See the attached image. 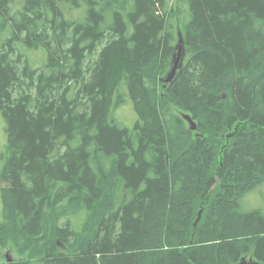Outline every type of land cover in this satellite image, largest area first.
Returning <instances> with one entry per match:
<instances>
[{
	"label": "trees",
	"instance_id": "16d2710c",
	"mask_svg": "<svg viewBox=\"0 0 264 264\" xmlns=\"http://www.w3.org/2000/svg\"><path fill=\"white\" fill-rule=\"evenodd\" d=\"M12 3L0 264H264V212L240 208L264 182V0ZM175 27L185 57L164 85Z\"/></svg>",
	"mask_w": 264,
	"mask_h": 264
},
{
	"label": "rangeland",
	"instance_id": "374dc122",
	"mask_svg": "<svg viewBox=\"0 0 264 264\" xmlns=\"http://www.w3.org/2000/svg\"><path fill=\"white\" fill-rule=\"evenodd\" d=\"M14 3L11 4V10L12 13L18 10L19 7H21V0H13ZM167 3L169 6H174L175 0H167ZM184 7V6H183ZM74 14H78V11H75ZM176 29L175 27L174 32H175V39H177L176 35ZM181 30V29H180ZM10 27L6 26L4 30L0 32V43L2 40L9 34ZM181 32V31H180ZM1 50V48H0ZM20 51H23V48H20ZM178 50L174 51V56H177ZM24 53L26 56L29 58V62L34 66V67H40L42 66L45 61H46V53L42 49L40 50H31V49H24ZM184 57H185V51H183ZM172 58V60H173ZM184 60V59H183ZM173 61H171V64L169 66H172ZM169 71V70H168ZM167 71V72H168ZM163 78V77H162ZM114 116L117 119L119 123L122 125L130 127L133 121L135 120L136 116L132 108V104L130 101H126L123 105H121L116 111H114ZM5 143V134H4V119L2 118L0 114V150L3 148V145ZM0 167H1V162H0ZM4 183H1L0 185H3ZM1 200V199H0ZM1 203V202H0ZM240 208L242 210H253V209H259L264 212V182L260 183L256 188L250 190L247 192L240 200ZM9 252L10 257L12 259H17L19 260L20 258H25L24 256L18 255L16 252H13L9 246H5L2 249V255H4L5 252ZM1 263L5 262L4 256L0 260Z\"/></svg>",
	"mask_w": 264,
	"mask_h": 264
},
{
	"label": "water",
	"instance_id": "95a60500",
	"mask_svg": "<svg viewBox=\"0 0 264 264\" xmlns=\"http://www.w3.org/2000/svg\"><path fill=\"white\" fill-rule=\"evenodd\" d=\"M175 50H178V52H177V56L175 55L173 60H172L173 61L172 66L170 67L169 71L166 73L165 77L160 78V80L163 81L164 85L175 80V77L177 76V72L181 68L182 63H183V59H184L183 51H184V49H183L182 38H181L179 32H178L177 43L175 45ZM173 55H174V53H173ZM182 117L188 123V127L190 130H195L197 128L196 122L188 114H183ZM201 213H202V209H199V211L197 212V216L193 222V227H195L197 225L198 221L200 220ZM5 257H6L7 262L12 260V257H10V254L8 251L5 252ZM237 264H257V263L252 261L251 258L249 259V262H248L244 257H242Z\"/></svg>",
	"mask_w": 264,
	"mask_h": 264
},
{
	"label": "bare ground",
	"instance_id": "6f19581e",
	"mask_svg": "<svg viewBox=\"0 0 264 264\" xmlns=\"http://www.w3.org/2000/svg\"><path fill=\"white\" fill-rule=\"evenodd\" d=\"M196 130V129H195Z\"/></svg>",
	"mask_w": 264,
	"mask_h": 264
}]
</instances>
